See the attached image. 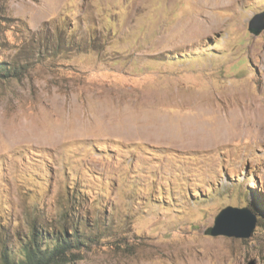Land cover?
Returning a JSON list of instances; mask_svg holds the SVG:
<instances>
[{
    "label": "rangeland",
    "instance_id": "obj_1",
    "mask_svg": "<svg viewBox=\"0 0 264 264\" xmlns=\"http://www.w3.org/2000/svg\"><path fill=\"white\" fill-rule=\"evenodd\" d=\"M249 22L264 0H0V258L64 207L84 220L68 264H264ZM229 208L250 235L206 234L247 227Z\"/></svg>",
    "mask_w": 264,
    "mask_h": 264
},
{
    "label": "trees",
    "instance_id": "obj_2",
    "mask_svg": "<svg viewBox=\"0 0 264 264\" xmlns=\"http://www.w3.org/2000/svg\"><path fill=\"white\" fill-rule=\"evenodd\" d=\"M3 64L0 61V78H7L14 67ZM61 211L64 215L58 225L30 226V233L19 241L15 250L2 251L0 264H68L76 260L78 251L72 249L84 244L85 238L79 231V220H84L64 207Z\"/></svg>",
    "mask_w": 264,
    "mask_h": 264
},
{
    "label": "water",
    "instance_id": "obj_3",
    "mask_svg": "<svg viewBox=\"0 0 264 264\" xmlns=\"http://www.w3.org/2000/svg\"><path fill=\"white\" fill-rule=\"evenodd\" d=\"M248 29L250 32H252L253 34L257 35L259 34V32L261 30L264 29V22L258 26H253L252 22L248 23ZM226 210H229L231 212H234L236 214H238L239 217H242L243 219L247 220L248 225L244 230H239V231H234V230H224V231H218L217 229V225L214 228H207V231H205L206 234H212V235H216V234H224L227 236H235V237H248L255 225V221L251 216H248V212L245 210L242 211V209H238V208H229V209H224L222 210L221 214L219 216H217L216 221H219L221 219V217L223 216V214L225 213Z\"/></svg>",
    "mask_w": 264,
    "mask_h": 264
},
{
    "label": "bare ground",
    "instance_id": "obj_4",
    "mask_svg": "<svg viewBox=\"0 0 264 264\" xmlns=\"http://www.w3.org/2000/svg\"><path fill=\"white\" fill-rule=\"evenodd\" d=\"M199 107H200V106H199ZM205 111H206V110H205ZM231 114H232V113H231ZM234 115H235V113H234ZM178 122H179V121H178ZM179 124H180V123H179ZM185 124H186V123H185ZM214 124H215V123H214ZM183 125H184V124H183ZM221 128H222V127H220V129H219V130H220V132H221ZM225 130H227V129H225ZM199 132H200V131H199ZM220 132H219V134H218V135H222V134H221L222 132H221V133H220ZM202 133H203V132H202ZM220 137H222V136H220ZM209 138H210V137H209ZM222 140H223V139H222Z\"/></svg>",
    "mask_w": 264,
    "mask_h": 264
}]
</instances>
